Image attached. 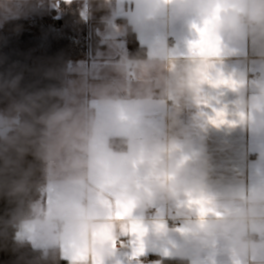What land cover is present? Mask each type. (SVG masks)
I'll return each mask as SVG.
<instances>
[{
	"label": "crops",
	"instance_id": "crops-1",
	"mask_svg": "<svg viewBox=\"0 0 264 264\" xmlns=\"http://www.w3.org/2000/svg\"><path fill=\"white\" fill-rule=\"evenodd\" d=\"M110 1L112 31L92 25L88 58L69 67L49 127L43 197L17 238L58 247L69 264H238L219 241L197 240L194 228L264 203V0ZM128 28L143 57L130 58ZM152 60L161 68L148 82L163 76L168 88L144 101L136 86ZM65 112L84 127L81 136L69 132ZM65 131L66 144L58 140ZM157 187L173 198L155 200ZM247 264H264V252Z\"/></svg>",
	"mask_w": 264,
	"mask_h": 264
},
{
	"label": "trees",
	"instance_id": "trees-1",
	"mask_svg": "<svg viewBox=\"0 0 264 264\" xmlns=\"http://www.w3.org/2000/svg\"><path fill=\"white\" fill-rule=\"evenodd\" d=\"M89 1L96 8L86 17L77 1L60 0L55 9L37 6L29 16L9 18L0 26V109L12 102L20 114L18 130L0 144V264H69L58 247L34 249L17 236L21 223L33 218V206L43 197L49 127L63 107L69 67L88 58L91 26L104 22L106 0ZM126 43L130 58L145 55L129 28ZM110 145L126 149L125 141L111 139Z\"/></svg>",
	"mask_w": 264,
	"mask_h": 264
},
{
	"label": "clouds",
	"instance_id": "clouds-1",
	"mask_svg": "<svg viewBox=\"0 0 264 264\" xmlns=\"http://www.w3.org/2000/svg\"><path fill=\"white\" fill-rule=\"evenodd\" d=\"M101 4L100 8L103 9ZM242 23H255L250 16L240 17ZM161 64L159 60L145 62V81L136 86L139 97L148 101L154 94L159 91L160 95L166 94L168 83L161 76L158 80L149 78L154 72L160 71ZM154 199L159 202H168L172 197V193L165 189L154 188ZM144 206L148 205V201L142 200ZM229 207L234 206L231 201L222 202ZM235 206H239L240 202H234ZM242 212L231 215L223 220L211 218L207 224L201 228L199 225L194 228L195 238L199 241L217 240L224 248H226L233 256L238 264H247V257L253 253L264 252V214H257V210L264 208V203H252L244 205ZM253 226H257L254 230ZM259 237V239L257 238ZM182 255V253H178Z\"/></svg>",
	"mask_w": 264,
	"mask_h": 264
},
{
	"label": "rangeland",
	"instance_id": "rangeland-1",
	"mask_svg": "<svg viewBox=\"0 0 264 264\" xmlns=\"http://www.w3.org/2000/svg\"><path fill=\"white\" fill-rule=\"evenodd\" d=\"M19 0H0V26L3 25V23L12 17H18V16H29L30 15V11L33 10L36 6L37 3L34 0H26L24 1V4L20 6H18L20 4V2H17ZM50 1V0H49ZM54 1V0H51ZM58 1L60 0H55ZM65 2H78L83 6V14L86 17V15H88L89 11L93 8H96V5L94 4V2H91L89 0H63ZM40 3H42V0L40 1ZM28 5V6H27ZM18 7V8H17ZM21 9V11H20ZM112 10V4L110 0H107V4H106V10L104 11V13L102 14L104 17V22L106 23V29L107 32H111L112 31V26L114 24H112V18L110 15V11ZM25 11V12H24ZM99 14V13H98ZM14 107V111L10 112V108ZM77 110V109H76ZM0 115L3 117H6L8 120L13 122V130L9 133L8 137L11 136L13 133H15L18 128H19V118H20V114L18 111V108L15 106L14 103L10 102L6 105H4L1 109H0ZM67 116V122L69 123V120H73L71 119V115L68 116V114L65 112L61 118L62 119H66ZM73 118H76V120H79V117L74 116ZM66 127V125L60 124L59 128H63ZM84 129V127H82L81 123L78 124H72L69 123V132H71L76 138L78 136H81V131L82 129ZM66 131L65 133L62 134V137H60L58 140L60 142H64L66 144ZM6 139H1L0 138V144L3 143Z\"/></svg>",
	"mask_w": 264,
	"mask_h": 264
},
{
	"label": "water",
	"instance_id": "water-1",
	"mask_svg": "<svg viewBox=\"0 0 264 264\" xmlns=\"http://www.w3.org/2000/svg\"><path fill=\"white\" fill-rule=\"evenodd\" d=\"M13 130L12 126H5V118L0 115V138L7 139L9 133Z\"/></svg>",
	"mask_w": 264,
	"mask_h": 264
},
{
	"label": "built area",
	"instance_id": "built-area-1",
	"mask_svg": "<svg viewBox=\"0 0 264 264\" xmlns=\"http://www.w3.org/2000/svg\"><path fill=\"white\" fill-rule=\"evenodd\" d=\"M240 17H242L241 15L238 16V18L240 19ZM250 24V23H249ZM171 44L174 43V41L171 39ZM127 72L128 74L132 77L135 75V64H134V61L133 60H130L129 62V65H128V68H127ZM256 76H259V74H256ZM117 245H120V243L118 242Z\"/></svg>",
	"mask_w": 264,
	"mask_h": 264
},
{
	"label": "flooded vegetation",
	"instance_id": "flooded-vegetation-1",
	"mask_svg": "<svg viewBox=\"0 0 264 264\" xmlns=\"http://www.w3.org/2000/svg\"><path fill=\"white\" fill-rule=\"evenodd\" d=\"M4 118H5V126H9L10 125V126H12L14 128L13 122L8 120L6 117H4Z\"/></svg>",
	"mask_w": 264,
	"mask_h": 264
},
{
	"label": "snow or ice",
	"instance_id": "snow-or-ice-1",
	"mask_svg": "<svg viewBox=\"0 0 264 264\" xmlns=\"http://www.w3.org/2000/svg\"><path fill=\"white\" fill-rule=\"evenodd\" d=\"M142 250V249H141Z\"/></svg>",
	"mask_w": 264,
	"mask_h": 264
}]
</instances>
